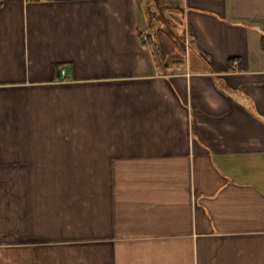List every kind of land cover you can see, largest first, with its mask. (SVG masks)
I'll return each instance as SVG.
<instances>
[{"label":"crops","instance_id":"1","mask_svg":"<svg viewBox=\"0 0 264 264\" xmlns=\"http://www.w3.org/2000/svg\"><path fill=\"white\" fill-rule=\"evenodd\" d=\"M177 2L161 71L140 0H0V264H264V0Z\"/></svg>","mask_w":264,"mask_h":264},{"label":"trees","instance_id":"2","mask_svg":"<svg viewBox=\"0 0 264 264\" xmlns=\"http://www.w3.org/2000/svg\"><path fill=\"white\" fill-rule=\"evenodd\" d=\"M141 1V0H140ZM155 1V10L145 5L146 27L149 29L143 42L151 45L154 53L155 62L161 71H167L171 65L176 62H182L185 55L184 29L177 30L175 24H172L163 13V6ZM143 5V3H141ZM166 4V3H165ZM169 9H177L182 12L178 5H169ZM181 25V24H180ZM182 27V26H181ZM163 36L171 37L173 42L166 46L163 44ZM163 40V41H162ZM176 49V50H175ZM178 49V53H175ZM235 57H229V66L232 67Z\"/></svg>","mask_w":264,"mask_h":264},{"label":"rangeland","instance_id":"3","mask_svg":"<svg viewBox=\"0 0 264 264\" xmlns=\"http://www.w3.org/2000/svg\"><path fill=\"white\" fill-rule=\"evenodd\" d=\"M158 2L160 4H162L163 6V13L164 15L166 16L167 19H169V21L172 23V24H175L177 30H181V28H183V13L182 12H179L177 9H169V5H178L179 7H181V5L177 2V0H158ZM141 3H143V8H145V5L149 8L151 7L152 9H156L155 8V1L154 0H141ZM166 3V4H165ZM182 9V8H181ZM181 24V25H180ZM182 26V27H181ZM147 29V33L149 32L148 28L146 27ZM181 31H179L180 33ZM184 35V39H185V32L183 33ZM143 38H146L147 34L146 35H143ZM163 44L166 46V48L169 46L168 44L172 43L173 42V39L171 37H167V36H163ZM185 42H186V39H185ZM176 50V49H175ZM178 49L175 53H178ZM5 184L3 183L2 187H0V193L1 194H4L7 192L8 188H5L4 187ZM9 232V231H8ZM4 234V233H3Z\"/></svg>","mask_w":264,"mask_h":264},{"label":"built area","instance_id":"4","mask_svg":"<svg viewBox=\"0 0 264 264\" xmlns=\"http://www.w3.org/2000/svg\"><path fill=\"white\" fill-rule=\"evenodd\" d=\"M61 75H63V71H60Z\"/></svg>","mask_w":264,"mask_h":264}]
</instances>
